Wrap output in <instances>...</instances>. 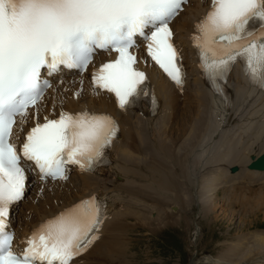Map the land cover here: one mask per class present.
<instances>
[{
	"label": "snow or ice",
	"instance_id": "obj_1",
	"mask_svg": "<svg viewBox=\"0 0 264 264\" xmlns=\"http://www.w3.org/2000/svg\"><path fill=\"white\" fill-rule=\"evenodd\" d=\"M186 2L0 0V264H71L99 238L103 220L92 197L42 222L23 252L13 250L10 210L24 199L33 165L41 180L67 179L69 164L90 170L118 130L110 115L87 111L61 112L40 122L36 106L51 86L42 70L53 73L65 66L86 71L97 49L115 51L117 57L96 69L92 81L114 93L123 109L142 94L146 80L132 51L142 38L151 59L182 85L184 73L169 25ZM254 21H259V31L251 26ZM197 29L193 39L201 67L217 91V81L238 58L250 79L264 87V0H212ZM30 108L35 109V125L17 144L14 134L23 132Z\"/></svg>",
	"mask_w": 264,
	"mask_h": 264
},
{
	"label": "bare ground",
	"instance_id": "obj_2",
	"mask_svg": "<svg viewBox=\"0 0 264 264\" xmlns=\"http://www.w3.org/2000/svg\"><path fill=\"white\" fill-rule=\"evenodd\" d=\"M211 4L212 0H190L173 23L188 70L183 86L174 85L148 59L143 47L137 50L136 67L146 72L158 96L153 109L149 104L122 109L114 93L94 86L92 73L112 56L109 52L99 54L90 75L65 74L44 96L38 108L41 121L61 112L87 111L110 115L118 130L103 166L94 172L75 169L71 180L49 183L43 192L36 188L18 207L17 215L13 209L19 237L76 201L102 196L107 207L99 238L71 264H129L133 230L145 226L147 220L157 226L192 216L193 204L203 213L213 211L220 203L214 195L221 188H232L230 198L240 206H264V170L249 168L264 152V89L249 83L247 71L240 66L228 79L232 104L207 86L193 37ZM21 136L22 132H15V141L20 142ZM133 216L136 219L131 222ZM201 234L198 228L194 243ZM212 262L264 264V229L237 234Z\"/></svg>",
	"mask_w": 264,
	"mask_h": 264
},
{
	"label": "rangeland",
	"instance_id": "obj_3",
	"mask_svg": "<svg viewBox=\"0 0 264 264\" xmlns=\"http://www.w3.org/2000/svg\"><path fill=\"white\" fill-rule=\"evenodd\" d=\"M232 192V188L226 187L218 190L214 196L220 203L208 213L201 212L193 204L192 216L171 219L175 222L155 226L147 220L145 226L131 233L129 264H187L194 254L199 257L195 259H198L196 264H214L212 258L223 252L226 244L235 240L237 234L264 229V206H240L238 201L231 199L234 195ZM223 208L227 211L222 210ZM228 216H234V220H228ZM164 218L166 216H161V219ZM135 219L133 216L131 222ZM198 228L202 234L194 243Z\"/></svg>",
	"mask_w": 264,
	"mask_h": 264
},
{
	"label": "water",
	"instance_id": "obj_4",
	"mask_svg": "<svg viewBox=\"0 0 264 264\" xmlns=\"http://www.w3.org/2000/svg\"><path fill=\"white\" fill-rule=\"evenodd\" d=\"M251 168L264 169V154L250 164ZM235 169V168H234Z\"/></svg>",
	"mask_w": 264,
	"mask_h": 264
}]
</instances>
